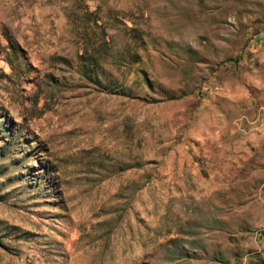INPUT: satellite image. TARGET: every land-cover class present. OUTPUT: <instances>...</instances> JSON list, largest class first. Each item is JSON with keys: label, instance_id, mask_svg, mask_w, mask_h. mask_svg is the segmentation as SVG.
<instances>
[{"label": "rangeland", "instance_id": "1", "mask_svg": "<svg viewBox=\"0 0 264 264\" xmlns=\"http://www.w3.org/2000/svg\"><path fill=\"white\" fill-rule=\"evenodd\" d=\"M0 264H264V0H0Z\"/></svg>", "mask_w": 264, "mask_h": 264}, {"label": "trees", "instance_id": "2", "mask_svg": "<svg viewBox=\"0 0 264 264\" xmlns=\"http://www.w3.org/2000/svg\"><path fill=\"white\" fill-rule=\"evenodd\" d=\"M185 94L186 93H180L178 95H167V96L164 97V99L171 100V99H175V98L181 97V96H183Z\"/></svg>", "mask_w": 264, "mask_h": 264}]
</instances>
